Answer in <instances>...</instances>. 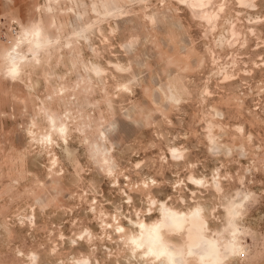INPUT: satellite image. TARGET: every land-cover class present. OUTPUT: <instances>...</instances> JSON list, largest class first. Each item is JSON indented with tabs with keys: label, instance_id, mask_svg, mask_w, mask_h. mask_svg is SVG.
I'll return each instance as SVG.
<instances>
[{
	"label": "rangeland",
	"instance_id": "374dc122",
	"mask_svg": "<svg viewBox=\"0 0 264 264\" xmlns=\"http://www.w3.org/2000/svg\"><path fill=\"white\" fill-rule=\"evenodd\" d=\"M162 203L264 264V0H0V264H163Z\"/></svg>",
	"mask_w": 264,
	"mask_h": 264
},
{
	"label": "bare ground",
	"instance_id": "6f19581e",
	"mask_svg": "<svg viewBox=\"0 0 264 264\" xmlns=\"http://www.w3.org/2000/svg\"><path fill=\"white\" fill-rule=\"evenodd\" d=\"M39 30V28H32L29 31L37 35ZM35 42H38L37 38ZM17 55L15 50H11L6 55L9 62L8 70L13 73H15L18 64L15 65ZM238 205H240L239 202H232L229 213L235 215L238 212ZM200 209V207H196L186 213L162 203L160 207L161 219L150 224L144 221L138 222L139 231L136 234H130L128 238L134 244L135 249L140 248L144 254L151 255L163 264H187V254L195 256L196 264H217L226 255L240 249L241 245L236 240L235 233L238 227L231 223L234 234L229 240L209 236L205 232L206 221ZM120 227L122 226L120 225ZM181 230L186 231L185 237L188 240L186 248L175 241L174 235L180 233Z\"/></svg>",
	"mask_w": 264,
	"mask_h": 264
}]
</instances>
